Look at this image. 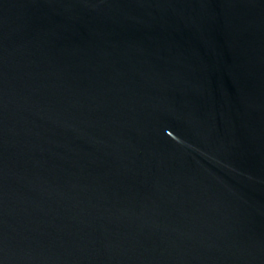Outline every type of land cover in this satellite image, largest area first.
<instances>
[{
	"label": "water",
	"instance_id": "obj_1",
	"mask_svg": "<svg viewBox=\"0 0 264 264\" xmlns=\"http://www.w3.org/2000/svg\"><path fill=\"white\" fill-rule=\"evenodd\" d=\"M0 264H264V0H0Z\"/></svg>",
	"mask_w": 264,
	"mask_h": 264
}]
</instances>
